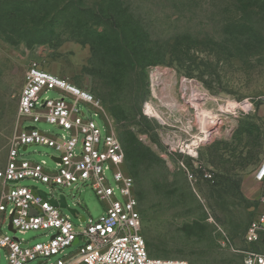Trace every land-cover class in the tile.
I'll return each mask as SVG.
<instances>
[{
    "label": "rangeland",
    "instance_id": "1",
    "mask_svg": "<svg viewBox=\"0 0 264 264\" xmlns=\"http://www.w3.org/2000/svg\"><path fill=\"white\" fill-rule=\"evenodd\" d=\"M32 63L102 101V115L86 103L79 108L104 136L109 127L121 141H134L136 151L127 154L123 170L136 183L151 256L243 264L248 227L264 213V183L254 177L264 160V105L258 102L264 95V0H0V168L19 131L18 102ZM63 95L49 90L43 97ZM28 126L70 137L45 121L27 120ZM198 136L204 140L192 146ZM57 155L44 145L20 149V159L49 170L56 169ZM105 175L123 199L114 171ZM21 184L64 195L87 220L106 210L90 184ZM61 211L78 231L86 226L70 210ZM2 219L1 233L23 246L53 235L42 229L14 233L10 215ZM78 246L48 263L27 264H54ZM253 246L264 250V244ZM7 263L0 247V264Z\"/></svg>",
    "mask_w": 264,
    "mask_h": 264
},
{
    "label": "built area",
    "instance_id": "2",
    "mask_svg": "<svg viewBox=\"0 0 264 264\" xmlns=\"http://www.w3.org/2000/svg\"><path fill=\"white\" fill-rule=\"evenodd\" d=\"M49 90H58L63 97L47 99ZM264 105V95L258 99ZM86 103L102 115L103 104L94 93L32 63L24 76L18 102L19 131L8 151L6 164L0 168L1 224L7 215L16 233L29 230L53 232L47 242L23 246L19 240L0 231V247L8 252L7 264H27L63 254L67 247L78 244L76 252L60 256L54 264H190L186 260L151 256L143 235L144 220L136 196V183L124 172L126 153L119 136L110 130L104 136L98 123L88 117L79 105ZM250 108L255 104L250 102ZM45 121L68 131L70 137H54L24 122ZM31 145L54 148L57 167L20 159V149ZM80 146V152H76ZM114 171L123 199H119L105 173ZM264 180V161L255 174ZM25 179L49 186L76 187L90 184L106 203L105 212L97 219L87 220L78 231L69 216L52 200L54 194L43 196L37 186L23 185ZM9 206H12L9 209ZM0 224V226H1ZM247 246L241 250L243 264H264V250L254 247L264 244V213L254 219L245 236Z\"/></svg>",
    "mask_w": 264,
    "mask_h": 264
},
{
    "label": "water",
    "instance_id": "3",
    "mask_svg": "<svg viewBox=\"0 0 264 264\" xmlns=\"http://www.w3.org/2000/svg\"><path fill=\"white\" fill-rule=\"evenodd\" d=\"M24 149L26 150V147H24ZM53 159H54V160H58L56 157H53ZM41 193L43 194V196H47V193H46L45 191H42ZM52 202H53L56 206L60 207L61 209L66 208V209L70 210L71 213H72L75 217L80 218V219L83 220V221L85 220V216H80L78 209L70 208V207H69L68 202H67V199H66V197H65L64 195H61V196L59 197V199H58V198L53 199ZM9 228H10L14 233H16V230L13 228V224H12L11 219H10V223H9ZM40 263H47V262H46V261H41Z\"/></svg>",
    "mask_w": 264,
    "mask_h": 264
},
{
    "label": "trees",
    "instance_id": "4",
    "mask_svg": "<svg viewBox=\"0 0 264 264\" xmlns=\"http://www.w3.org/2000/svg\"><path fill=\"white\" fill-rule=\"evenodd\" d=\"M138 44L142 45V41L137 39V45ZM122 143H123L124 150H125V153H126V158H127V154L134 153L136 151V147L134 145V141L130 140L129 138H124V141H122ZM136 195H137V193H136Z\"/></svg>",
    "mask_w": 264,
    "mask_h": 264
},
{
    "label": "bare ground",
    "instance_id": "5",
    "mask_svg": "<svg viewBox=\"0 0 264 264\" xmlns=\"http://www.w3.org/2000/svg\"><path fill=\"white\" fill-rule=\"evenodd\" d=\"M236 105V104H235ZM246 105H248V106H250V104H249V102H246ZM147 109H149V112L151 113V114H153L154 116H156V117H159L160 119H162V115H161V113H159V111H157V109H155V108H151V106L150 105H148L147 104ZM199 140H204V137L202 136H198V140H196L193 144H192V146H194V145H196L197 143H198V141ZM191 145H188V147L190 148V152L191 153H194V154H196V150H195V148L194 149H192L191 147H192Z\"/></svg>",
    "mask_w": 264,
    "mask_h": 264
},
{
    "label": "crops",
    "instance_id": "6",
    "mask_svg": "<svg viewBox=\"0 0 264 264\" xmlns=\"http://www.w3.org/2000/svg\"><path fill=\"white\" fill-rule=\"evenodd\" d=\"M56 157V156H55ZM57 158V157H56ZM264 161V160H263ZM262 164V163H261ZM261 164H260V166H261ZM260 166H259V168H260ZM258 168V169H259ZM258 169H257V171H258ZM255 174H256V172H255ZM255 174H254V177H255ZM255 180L258 182V183H260V184H262V183H264V180H257L256 179V177H255ZM262 190L264 191V187H262Z\"/></svg>",
    "mask_w": 264,
    "mask_h": 264
}]
</instances>
